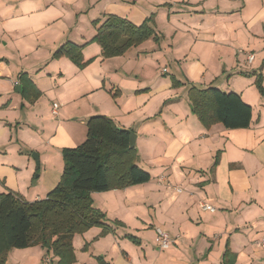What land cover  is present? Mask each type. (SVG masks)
I'll use <instances>...</instances> for the list:
<instances>
[{"label":"crops","instance_id":"0c3cea01","mask_svg":"<svg viewBox=\"0 0 264 264\" xmlns=\"http://www.w3.org/2000/svg\"><path fill=\"white\" fill-rule=\"evenodd\" d=\"M100 1L91 24L115 16L140 26L151 18L158 41L104 59L90 42L96 26L77 22L96 3L77 12L65 4L78 0H0V193L45 198L60 180L61 151L84 141L90 117L104 115L134 133L150 180L91 194L111 231L74 235L73 264H224L226 251V264H264L254 244L264 239V94L255 86L260 75L264 90V0ZM67 42L82 46L86 67L51 58ZM153 56L172 59L179 87L160 79L167 68L157 76L144 65ZM27 80L38 96L32 88L24 95ZM192 87L239 95L252 110L249 127H203L189 107ZM156 229L172 240L167 250L155 245ZM57 260L32 246L10 250L5 264Z\"/></svg>","mask_w":264,"mask_h":264},{"label":"trees","instance_id":"16d2710c","mask_svg":"<svg viewBox=\"0 0 264 264\" xmlns=\"http://www.w3.org/2000/svg\"><path fill=\"white\" fill-rule=\"evenodd\" d=\"M96 26L91 43H96L104 59L122 56L129 48L148 39L158 41L151 18L140 26L127 20L107 16ZM82 46L65 43L52 59L67 58L78 69L84 62ZM29 89H35L25 81ZM172 87L180 83L171 79ZM262 77H255L258 92L264 94ZM38 96V92H36ZM189 107L200 124L208 128L221 124L227 130L247 129L252 118L251 107L233 92L215 87L188 90ZM86 137L74 148L61 151L63 170L58 184L37 201H26L19 195L0 193V264H5L12 249L40 246L58 260L55 264H73L72 238L92 227L101 228V234L110 232L104 213L94 208L91 194L125 189L147 183L150 174L138 166L135 148L129 146V130L119 128L104 115H95L86 121ZM217 164V156L213 167ZM118 224V223H114ZM224 253V261L226 264Z\"/></svg>","mask_w":264,"mask_h":264},{"label":"rangeland","instance_id":"374dc122","mask_svg":"<svg viewBox=\"0 0 264 264\" xmlns=\"http://www.w3.org/2000/svg\"><path fill=\"white\" fill-rule=\"evenodd\" d=\"M83 1L84 2H82V0L81 1L78 0V3L77 4L75 3L72 6H68L67 3H66L65 4L66 5V10L71 11V9H75V10L77 9L78 10L77 12H79V11L83 12V11L88 9V6H90L89 4H91V7H92V6H94L93 4L96 3L95 6L90 9V11H89L90 14H87V13L85 14L84 12L80 13L79 14V21H77V22H79L78 26L81 29L87 28L88 30H93V26H92L93 23L91 24V20H92L91 16H95L96 13H98V11H99V9L101 7L102 1H100V2H99V0H83ZM155 58H156V56L144 58L143 59L144 65L147 66V67L148 66H152V70H153V72L156 73L157 76L160 75V71L162 72V70H163L162 68L163 67L167 68V73L163 77H161V76H159V77L162 80H170L171 81V75L173 74V68H174L172 66V63H173L172 59L169 58V56L162 57L160 60L159 59L156 60ZM105 66H106V64H105ZM84 102H85V100H84ZM79 103L81 104L82 102H79ZM85 136H86V128L84 126V138H85ZM81 142H83V141H81ZM81 142L79 144H81ZM138 148H140V146ZM146 155H147L146 152L142 153V158H143L144 162H146V160L144 159V157ZM137 164H138V166L140 168H142L143 170L147 171L145 163H137ZM147 172L149 173V171H147ZM148 236L150 237L151 234L146 235L145 239L148 238Z\"/></svg>","mask_w":264,"mask_h":264},{"label":"built area","instance_id":"2783aa9c","mask_svg":"<svg viewBox=\"0 0 264 264\" xmlns=\"http://www.w3.org/2000/svg\"><path fill=\"white\" fill-rule=\"evenodd\" d=\"M238 53L244 54L245 60L249 64L254 59V54L251 52L245 53L244 51L239 50ZM162 72L164 73L165 69H163ZM56 110H57V105L54 104L52 107V114L53 115H56ZM176 191L180 192V189L176 188ZM200 208L203 211L214 212V208L209 206V205H206V204H201ZM154 243L160 250H167L172 245V240L170 239V237L165 232H163L160 229H156L155 230ZM254 244L256 247L264 249V239L257 240L254 242Z\"/></svg>","mask_w":264,"mask_h":264},{"label":"water","instance_id":"95a60500","mask_svg":"<svg viewBox=\"0 0 264 264\" xmlns=\"http://www.w3.org/2000/svg\"><path fill=\"white\" fill-rule=\"evenodd\" d=\"M134 145H135V135H134V133L130 132V135H129V146L131 148H133ZM32 157L34 158L35 161H37L36 160L37 159L36 155H32Z\"/></svg>","mask_w":264,"mask_h":264}]
</instances>
